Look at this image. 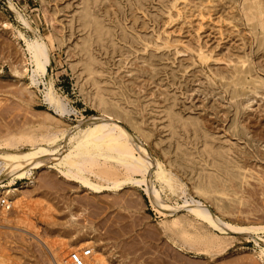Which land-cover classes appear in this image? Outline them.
Returning <instances> with one entry per match:
<instances>
[{
  "label": "rangeland",
  "instance_id": "1",
  "mask_svg": "<svg viewBox=\"0 0 264 264\" xmlns=\"http://www.w3.org/2000/svg\"><path fill=\"white\" fill-rule=\"evenodd\" d=\"M248 1L0 0V145L17 139V147L28 151V137L69 135L79 125L86 129L83 124L103 114L96 102L101 98L111 116L107 120L142 146L153 163L178 177L181 187L178 194L167 187L162 191L153 175L156 169L151 172V187L176 210L165 217L150 204L143 186L95 194L50 168L58 157L45 160L24 180H0V186L20 190L9 213L0 204V264H68L85 248L93 252L87 264H264V234L234 229L264 226V20L252 19L247 8L255 0ZM19 34L27 40L43 38L49 46L51 64L38 87L32 86L34 67ZM50 83L68 105L66 118L60 119L45 101ZM58 144L63 154L73 145L65 135H59ZM205 162L211 167H204ZM117 168L122 171L112 179L124 180L125 170ZM88 177L104 184L92 174ZM207 178L227 196L211 200L196 194L193 187L209 182ZM191 196L227 225L230 234L212 232L188 213L183 206ZM167 225L172 230L168 233ZM176 228L187 231L182 235ZM168 235L182 251L172 247ZM188 239L197 242L190 245Z\"/></svg>",
  "mask_w": 264,
  "mask_h": 264
},
{
  "label": "bare ground",
  "instance_id": "2",
  "mask_svg": "<svg viewBox=\"0 0 264 264\" xmlns=\"http://www.w3.org/2000/svg\"><path fill=\"white\" fill-rule=\"evenodd\" d=\"M100 1V0H99ZM246 1V0H245ZM251 1V0H250ZM248 1V2H250ZM253 1V0H252ZM264 1V0H263ZM253 5H247L249 6L247 9H249V13L252 17V19L257 18V20H259V23L262 22L264 20V7H262L261 5V0H255L253 2ZM244 4V1H243ZM88 5V4H87ZM11 6V5H10ZM90 6V5H89ZM264 6V3H263ZM14 8V7H13ZM87 8V6H86ZM92 8V6H91ZM244 8V5H243ZM242 8V9H243ZM90 9V8H89ZM93 9V8H92ZM91 10V9H90ZM172 10V9H171ZM245 11V10H244ZM247 15L248 10H246ZM243 12V11H241ZM91 12H89L90 14ZM240 14H244V13H240ZM93 15V14H91ZM95 15V13H94ZM247 16L248 18L250 17ZM183 16V15H182ZM243 16V15H242ZM89 17V16H88ZM189 17V16H188ZM246 17V19H247ZM250 17V18H251ZM93 18V17H92ZM182 18V17H181ZM251 19V20H252ZM88 20V19H87ZM91 20V19H90ZM89 20V21H90ZM23 23L28 26V21L26 22L25 19H22ZM88 21V22H89ZM201 21V20H200ZM87 22V23H88ZM252 22V21H251ZM258 22V21H257ZM91 23V22H90ZM89 23V24H90ZM247 24H249L247 22ZM251 24V23H250ZM256 24V22H255ZM90 26V25H89ZM253 26V25H252ZM263 26V25H262ZM261 27V26H260ZM95 27L92 26V29L94 30ZM252 28V27H251ZM255 27H253L252 29H254ZM263 28V27H262ZM261 28V29H262ZM257 30V29H256ZM105 31V30H104ZM94 32V31H93ZM99 32H101L99 30ZM259 32V31H258ZM263 32V30H262ZM20 33V32H19ZM264 33V32H263ZM109 34V33H108ZM21 38H23L25 40V44L27 47V53H29L28 55H30V60H31V64L33 65V70H32V75H31V82H32V86H37L39 84V78L41 77H45V75L47 74L48 71V67L51 64V58H50V53H49V46L47 45V43L44 41L43 38H37L35 40H27L24 38V36L22 34H19ZM100 35V34H99ZM106 36V35H105ZM259 36V34L257 35ZM264 36V35H263ZM101 37H104V35H102ZM100 37V38H101ZM109 39V38H108ZM264 39V38H263ZM105 41V39H104ZM114 41V40H113ZM61 42V41H60ZM102 42V41H101ZM92 46V45H91ZM264 46V43L263 45ZM84 48V47H83ZM89 50V49H88ZM90 51V50H89ZM92 52V51H91ZM87 54V53H86ZM89 55V54H88ZM201 58V57H200ZM204 58V56H203ZM211 59V58H210ZM202 60V58H201ZM204 60V59H203ZM242 62V61H241ZM244 64V63H243ZM91 66V65H90ZM246 66V65H245ZM92 67V66H91ZM88 68V67H87ZM244 68V67H243ZM93 70V69H92ZM91 70V71H92ZM27 71V69H26ZM90 71V72H91ZM19 72V71H18ZM18 72H16L17 74H19ZM93 72V71H92ZM26 73V72H25ZM236 73V72H235ZM91 74V73H89ZM22 75V74H19ZM93 76V75H91ZM234 76V75H233ZM235 77V76H234ZM240 77V76H239ZM231 79V78H230ZM240 79V78H239ZM42 80V79H41ZM233 80V79H232ZM248 80V79H247ZM259 80V79H258ZM263 80V79H262ZM227 81V80H226ZM229 81V80H228ZM237 81V80H236ZM260 81V80H259ZM256 82V81H254ZM225 83V82H224ZM234 83V82H233ZM243 83V82H242ZM257 83V82H256ZM259 83V82H258ZM257 83V84H258ZM262 83V82H261ZM264 83V81H263ZM256 84V87H258V85ZM51 87H47V91L45 95V101L50 105V107L54 110L55 114L60 117V119H63L67 114L71 113L68 109V105L67 103H65L63 101V99L57 94V92H55L54 88H53V83H50ZM247 85V84H246ZM261 85V84H259ZM245 86V85H244ZM243 86V87H244ZM251 86V85H250ZM234 87V85H233ZM238 87V86H237ZM242 87V86H241ZM82 88V87H81ZM253 88L255 89V87L253 86ZM264 89V88H263ZM237 91V90H236ZM44 92V91H43ZM101 92V91H100ZM103 92V91H102ZM261 92V89H260ZM263 92V91H262ZM95 93V92H94ZM256 93V92H255ZM259 93V92H258ZM93 94V93H92ZM91 94V95H92ZM95 95V94H94ZM97 96V94H96ZM99 96V95H98ZM241 96V95H240ZM94 96H92L93 98ZM101 97V96H100ZM108 97V96H107ZM242 97V96H241ZM239 97V98H241ZM90 98V96H89ZM97 100V98H95ZM94 99V100H95ZM107 99V98H106ZM235 99V98H234ZM93 100V99H91ZM95 100V101H96ZM105 100V99H104ZM94 101V102H95ZM108 101V100H107ZM97 102V106L99 109H102L103 114L98 117V118H94L91 121H89L88 123L83 124V126H86V129H82V125L78 126V129L76 128V131L70 133L69 135H66L65 133H61L59 135H65V139L69 140L71 143H73L71 149L69 151H67V153L61 152L60 150V144L59 143V135L58 134H48V135H44V136H40V139H35L33 137H28L27 141H25V143H27V149L28 151H24L23 149H19L17 147L15 141H17V139L15 141H13L12 139L8 140L7 143L5 145L1 144L0 145V180L2 179H11V184L14 183L15 180H24L26 179L27 176H31L33 174V169L36 165L38 164H43V162L45 160H52L56 157H58L56 163L51 166L50 168H54L56 171H58L62 176L65 177V179H67L70 182H76L78 183V185H82L83 187H85L86 189H88L89 191L95 193V194H100L106 190H114V191H120L121 188H123L124 186L127 185H131V186H135V187H145L144 191L146 192L147 196L149 197V202L150 204H152V206L155 208V210L162 216L165 217H173V214L176 212L175 208L170 206L169 204H167V201H165L162 197H161V192L157 189V187L154 189V187H151L150 184V175L151 172H153L154 169H156V172L153 174L155 180L160 183V189H162V191L165 189V187H167L169 189V191L176 193L177 190H179V186L178 183L176 182V177L172 174L167 172L168 170H165L166 168L163 167V165L156 161V163H153V160L151 158V156L149 155V153L140 145L136 144L135 141H133L131 139V137L121 128L118 127L117 123H114L111 120H107V117H111L109 115V113L107 112L106 109V105L105 102L99 98V100L96 101ZM112 102V100H111ZM234 102V101H233ZM111 104V103H110ZM112 106V105H111ZM119 108V107H118ZM72 110V109H71ZM101 113V112H100ZM111 114V113H110ZM114 114H112L113 116ZM118 116V115H117ZM119 117V116H118ZM117 117V118H118ZM66 118V117H65ZM176 118V117H175ZM59 119V120H60ZM122 119V117H121ZM174 119V118H173ZM131 121V120H130ZM188 121V120H187ZM62 122V121H61ZM182 122V121H181ZM185 122V120H184ZM196 122V121H195ZM172 123V121H171ZM178 123V121H177ZM197 123V122H196ZM189 124V123H188ZM174 124H172L173 126ZM187 125V124H186ZM177 126V125H176ZM191 126V125H190ZM198 126V125H194ZM202 126V125H201ZM134 127V126H133ZM189 127V126H188ZM192 127V126H191ZM199 127V126H198ZM186 128V126H185ZM177 129V127H176ZM184 129V128H183ZM182 129V130H183ZM188 129V128H187ZM194 129V128H193ZM196 129V128H195ZM192 130V131H195ZM202 129V128H201ZM198 130V128H197ZM203 130V129H202ZM206 130V129H205ZM186 132L188 130H185ZM58 133V132H57ZM197 133V131H196ZM195 133V134H196ZM188 134V132H187ZM203 134V133H202ZM198 135V134H196ZM200 135V134H199ZM25 137V136H23ZM35 137V136H34ZM199 137V136H198ZM197 136L195 138H198ZM12 138V137H11ZM15 139V137H13ZM61 138V137H60ZM64 138V137H63ZM205 138V137H204ZM203 140H206L204 139ZM207 138V137H206ZM210 138V137H209ZM9 139V138H8ZM25 140V138H23ZM19 140V138H18ZM198 140V139H197ZM22 141V138H21ZM201 141V140H200ZM210 141V140H209ZM208 143H211L209 142ZM212 141V139H211ZM5 142V141H4ZM1 142V143H4ZM191 142V141H190ZM203 142V141H202ZM205 142V141H204ZM201 143V142H200ZM206 143V142H205ZM204 143V146H205ZM208 143H206V145H209ZM69 144V143H68ZM199 144V143H198ZM195 144H193L194 146ZM214 146V144H212ZM211 145V146H212ZM185 146V145H184ZM187 146V144H186ZM191 146V145H190ZM198 146V145H197ZM203 146V145H202ZM189 147V146H188ZM192 147V146H191ZM210 147V146H209ZM207 147V148H209ZM181 148V147H179ZM177 148V150L179 149ZM190 148V147H189ZM195 148V147H194ZM197 148V147H196ZM199 148V147H198ZM211 148V147H210ZM209 148V150H210ZM186 149V148H185ZM213 149V148H212ZM211 149V150H212ZM219 149V148H218ZM182 150V149H181ZM190 150V149H189ZM188 150V152H189ZM197 150V149H196ZM196 150H194L196 152ZM203 152L207 151L204 148L202 149ZM201 150V151H202ZM210 150V152H211ZM220 150V149H219ZM223 150V149H222ZM222 150L220 154H222ZM179 151V150H178ZM193 151V150H191ZM214 151V150H212ZM217 151V149H216ZM224 151V150H223ZM199 152V151H197ZM181 153V152H180ZM185 153V152H184ZM194 153V152H192ZM218 153V152H217ZM215 153V154H217ZM226 151H225V155H226ZM198 154V153H197ZM205 154V153H204ZM209 154V153H208ZM224 154V153H223ZM185 155V154H184ZM188 155V153H187ZM206 155V154H205ZM213 155V154H212ZM229 155V154H227ZM176 156V155H175ZM193 156V155H192ZM211 156V154H210ZM216 156V155H213ZM230 156V155H229ZM189 157V155L187 156ZM196 156H194L195 158ZM201 157V156H200ZM200 157H197L196 159H192V160H198ZM207 157V156H206ZM221 157V156H220ZM226 157V156H225ZM193 158V157H192ZM205 158V157H204ZM210 158V157H209ZM231 158V157H230ZM187 159V158H186ZM207 160H209L208 158H206ZM214 159H220V158H216L214 157ZM213 159V160H214ZM223 159V158H222ZM229 159V158H228ZM171 160V159H170ZM177 160V159H176ZM190 160V159H189ZM211 160V158H210ZM209 160V161H210ZM212 160V161H213ZM224 160V159H223ZM181 161V159L179 160ZM188 161V160H187ZM202 161V160H201ZM206 161V160H205ZM216 161V160H215ZM227 161V160H226ZM229 163L230 160H228ZM234 161V160H233ZM193 162V161H192ZM208 162V161H207ZM207 162H205V166L207 167ZM222 162V161H221ZM176 163V162H175ZM224 163V162H223ZM113 164V165H112ZM186 165L188 163H185ZM191 165V163H189ZM202 164V163H201ZM207 164V165H206ZM209 164H211V162H209ZM213 164V163H212ZM226 164V162H225ZM228 164V163H227ZM181 165V162H180ZM185 165V166H186ZM195 165V164H194ZM202 164V168H203ZM219 165V164H218ZM231 166V164H229ZM233 165V164H232ZM117 166L119 168H123L127 174V177L124 178V180H116V179H112L114 177H116L117 175ZM197 166V165H196ZM200 166V165H199ZM213 166V165H212ZM217 166V165H215ZM188 167V165L186 166ZM192 167V166H191ZM209 167V165H208ZM211 167V166H210ZM209 167V168H210ZM218 167V166H217ZM216 167V168H217ZM178 168V167H176ZM183 168V167H182ZM190 168V167H189ZM199 168V167H198ZM215 168V169H216ZM226 168V166H225ZM245 168V167H244ZM206 169V168H205ZM219 169V167H218ZM228 169V168H227ZM231 170V168H229ZM238 169V168H237ZM99 170V173L96 171ZM180 170V169H179ZM184 170V169H183ZM201 170V167H200ZM199 170V172H200ZM212 170V168H211ZM234 170V169H232ZM122 171V170H121ZM120 171V172H121ZM197 171V170H196ZM205 171V170H204ZM210 170H208L209 172ZM213 171V170H212ZM211 171V172H212ZM215 171V170H214ZM218 171V170H217ZM241 171V170H240ZM246 171V169H245ZM244 171V172H245ZM119 172V173H120ZM191 172V171H190ZM206 172V171H205ZM222 173V171H220ZM233 172V171H231ZM198 173V172H196ZM213 174L215 172H212ZM88 174H92L94 175L95 178L99 179L100 181L104 182V184L102 183H95L92 180L89 179ZM124 174V173H123ZM204 174V172H203ZM207 175V173H205ZM204 174V175H205ZM209 174V173H208ZM211 174V173H210ZM197 175H200L199 173ZM224 175V174H223ZM212 175H208L209 178ZM221 176V175H219ZM225 176V175H224ZM227 176V173H226ZM124 177V175H123ZM138 177H141V179H137ZM199 178V176H197ZM201 177V176H200ZM205 177V176H204ZM228 177V176H227ZM28 178V177H27ZM216 178V177H215ZM261 178V177H260ZM196 179V177H195ZM194 179V180H195ZM229 179V177H228ZM154 180V179H153ZM152 180V181H153ZM181 180V179H180ZM203 180V179H201ZM208 180V178H207ZM210 180V179H209ZM208 180V181H209ZM243 180V178H242ZM179 181V180H178ZM191 181V180H190ZM200 181V180H199ZM194 182V181H192ZM234 182V181H233ZM180 183V182H179ZM196 183V181H195ZM198 183V181H197ZM209 183V184H208ZM235 183V182H234ZM242 183V182H241ZM244 183V182H243ZM264 183V182H263ZM10 184V182L8 183ZM237 184V183H236ZM234 184V185H236ZM261 184V183H260ZM219 185V184H218ZM238 185V184H237ZM263 185V184H261ZM196 187L193 189L195 190L194 192H196V194H198L201 197H204V199H211V196H227V192L225 191V189H214L211 187L210 185V181L201 185L198 184L195 185ZM215 186V184H214ZM243 186V185H242ZM183 187V185H182ZM230 187V185H229ZM237 187V186H236ZM239 187V186H238ZM241 187V186H240ZM179 188V189H178ZM154 189V190H153ZM183 189V188H182ZM185 189V187H184ZM237 189V188H235ZM239 189V188H238ZM237 189V190H238ZM258 189V188H257ZM186 190V189H185ZM165 191V190H164ZM239 192V191H238ZM182 193L184 194V190H182ZM235 193V192H234ZM233 193V194H234ZM237 193V192H236ZM240 193V192H239ZM166 194V193H165ZM172 194V193H171ZM178 194V192L176 193ZM187 194V193H186ZM20 195V190L17 188H14L13 185H1L0 186V198L7 200V206L6 208L2 209L4 213H9L10 210L13 208L14 204L13 202L16 200V198H18ZM167 195V194H166ZM188 195V194H187ZM186 195V196H187ZM197 195V196H198ZM232 195V194H231ZM173 196V195H172ZM177 196V195H176ZM179 196V195H178ZM177 196V197H178ZM190 196V195H189ZM230 196V194H229ZM238 196V195H237ZM180 198L182 197L179 196ZM169 198V196H168ZM230 198V197H229ZM236 197L234 196L235 199ZM240 198V197H239ZM185 199V197H184ZM231 199V200H232ZM95 200V199H94ZM212 200V199H211ZM226 200V199H224ZM236 200V199H235ZM210 201V200H208ZM238 201V200H237ZM240 201V200H239ZM234 202V200H233ZM236 202V201H235ZM16 203V202H15ZM86 203V202H85ZM211 204H213L212 202H210ZM232 203V202H230ZM240 203V202H239ZM233 204V203H232ZM184 209H186L188 211V213H190L191 215L194 216V218H196L199 222H202L203 225L207 226L208 228L212 229L216 232L221 233L222 235H226V234H230V229H227V225L223 224V222H221L220 220H218L212 213L211 211L201 202L196 200L195 198H193L192 196L190 198H186L185 202H184ZM177 208H182L177 206ZM10 209V210H7ZM1 210V211H2ZM224 212V211H223ZM227 212H229L227 210ZM221 213V211H220ZM225 213V212H224ZM21 215V214H20ZM6 216V215H5ZM187 217V216H186ZM247 217V216H246ZM190 218V217H189ZM188 218V219H189ZM177 219V218H175ZM180 219V217L178 218ZM183 219V217L181 218ZM185 220H187V218H184ZM183 220V222L185 221ZM193 220V219H192ZM9 221V220H8ZM182 221V220H181ZM195 221V219H194ZM197 221V222H198ZM254 221V220H253ZM188 222V221H186ZM193 221L188 222L192 224ZM170 223V222H169ZM180 223L179 220H172V224L173 225H178ZM184 226H187L185 224H183ZM182 225V226H183ZM197 225V224H196ZM199 226L201 225V223L198 224ZM170 226V225H169ZM179 226H181L179 224ZM177 226V228L179 227ZM35 227V226H34ZM188 227V226H187ZM184 227V228H187ZM200 227H203L202 225ZM199 227V228H200ZM206 227V228H207ZM231 227V226H230ZM176 228V229H177ZM184 232L186 229H184ZM204 228V227H203ZM202 228V229H203ZM229 228V226H228ZM171 228L166 227V233H168ZM174 229V228H173ZM181 229V227L179 228ZM189 229V228H188ZM237 232H243L246 234L249 233H254L259 235V233H263L264 234V226H251V227H243V226H235L234 228ZM79 230V229H78ZM205 230V229H204ZM208 230V229H206ZM179 231L178 229L175 231L177 232ZM182 231V229H181ZM187 231V230H186ZM191 231V230H190ZM199 231V230H198ZM197 231V232H198ZM202 231V230H201ZM210 232V230H208ZM207 231V233H208ZM175 232L174 236H175ZM183 232V234H184ZM196 231L194 230L193 232L191 231V233H195ZM200 232V231H199ZM198 232V233H199ZM204 231L201 232V234ZM172 233V232H171ZM172 233V234H173ZM177 233H181L182 232H177ZM176 233V234H177ZM190 233V232H189ZM205 233V232H204ZM182 234V235H183ZM196 234V233H195ZM200 234V233H199ZM200 234V235H201ZM206 234V233H205ZM210 234V233H209ZM212 234V233H211ZM211 234L209 236H211ZM214 234V233H213ZM178 235V234H177ZM176 235V236H177ZM190 235V234H189ZM192 235V234H191ZM198 235V234H197ZM83 236V235H82ZM202 236V235H201ZM204 236V235H203ZM208 236V234H207ZM216 236L213 235L212 238ZM115 237V236H114ZM168 240L172 243V247L175 248L177 251H182L183 249L181 248V245L178 244L176 241H174V237H170L169 235L167 236ZM75 238V237H74ZM180 238V235L179 237ZM184 238V237H183ZM198 238V237H196ZM205 238V237H204ZM210 237H208V241H210L211 243H213V241H211L212 239ZM218 238V236H217ZM177 239V237H176ZM190 239V236H189ZM188 239V240H189ZM195 238H193L194 240ZM199 240H203V238L199 236L198 238ZM207 239V238H205ZM216 239V238H215ZM227 239V238H226ZM230 239V238H229ZM233 239V238H231ZM259 239V238H258ZM264 241V238H262ZM167 240V239H166ZM180 240V239H179ZM182 240V237H181ZM185 240V239H184ZM191 241L189 240L190 245H192V242H194L196 244L195 241ZM198 240V241H199ZM220 240V239H218ZM217 240V241H218ZM222 240V239H221ZM224 241V239H223ZM221 243V241L219 242V244H223L226 246L227 243ZM229 240L227 239V242ZM232 241V240H231ZM230 241V242H231ZM128 242V241H127ZM166 242V241H165ZM188 242V241H187ZM203 242V241H201ZM206 242V241H205ZM209 245L212 246V244ZM216 242V241H215ZM180 243V242H179ZM193 243V245H194ZM204 243V242H203ZM207 243V242H206ZM186 244V243H185ZM208 244V243H207ZM218 247L219 245L217 243H215ZM201 245V244H200ZM205 245V244H204ZM214 245V243H213ZM231 245V244H230ZM125 246V245H124ZM186 246V245H185ZM199 246V245H198ZM229 245H227L228 247ZM78 247V246H77ZM87 247V246H86ZM187 247V246H186ZM208 247V246H207ZM220 247V246H219ZM191 248V247H190ZM209 248V247H208ZM221 248V247H220ZM224 250L225 247L223 246ZM222 248V249H223ZM163 249V248H162ZM185 249V248H184ZM205 249V248H204ZM218 249V248H217ZM207 250V249H206ZM212 250V249H211ZM215 250V249H214ZM220 250V249H218ZM223 250V251H224ZM3 251V249H2ZM103 251V250H102ZM149 251V250H148ZM164 251V250H163ZM205 251V250H204ZM217 251V250H216ZM222 251V250H221ZM73 252V251H72ZM220 252V251H219ZM95 253V252H94ZM3 254V253H2ZM98 254V253H96ZM104 254V253H103ZM105 255V254H104ZM171 255V254H170ZM94 256V255H93ZM127 256V255H126ZM264 256V255H263ZM70 257V256H69ZM98 257V256H97ZM10 258V257H9ZM12 258V257H11ZM96 258V257H95ZM8 259V258H7ZM92 259V258H91ZM100 259V258H99ZM14 260V259H13ZM98 260V259H97ZM101 260V259H100ZM98 260V262L100 261ZM104 260V259H103ZM106 260V259H105ZM131 261V260H130ZM177 261V260H176ZM94 262V261H93ZM96 263V262H94ZM101 263V262H100ZM105 263V262H104ZM67 264V263H66ZM169 264V263H168ZM179 264V263H178Z\"/></svg>",
  "mask_w": 264,
  "mask_h": 264
},
{
  "label": "built area",
  "instance_id": "3",
  "mask_svg": "<svg viewBox=\"0 0 264 264\" xmlns=\"http://www.w3.org/2000/svg\"><path fill=\"white\" fill-rule=\"evenodd\" d=\"M1 207L4 209L7 206V200L0 199ZM10 210V209H7ZM12 210V209H11ZM10 210V211H11ZM91 248H85L80 255L74 256L68 264H87V260L92 256Z\"/></svg>",
  "mask_w": 264,
  "mask_h": 264
}]
</instances>
